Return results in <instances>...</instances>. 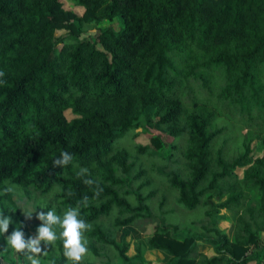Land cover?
I'll return each mask as SVG.
<instances>
[{"label": "trees", "instance_id": "1", "mask_svg": "<svg viewBox=\"0 0 264 264\" xmlns=\"http://www.w3.org/2000/svg\"><path fill=\"white\" fill-rule=\"evenodd\" d=\"M66 1L83 14L64 0H0V192L16 186L0 194L9 229L27 239L41 226L27 224L18 200L55 195L46 211L62 216L88 197L83 264H146V250L164 253L165 264H264V155L253 147L260 138L264 153V0ZM115 20L119 30L84 38ZM222 117L252 135L237 140ZM152 123L174 140L169 156L161 135L134 154L122 146ZM63 151L73 164L54 167ZM158 161L167 164L156 181L134 189ZM81 167L88 173L78 177ZM238 168H247L242 179ZM159 187L201 219L183 225L162 202L153 214ZM46 250L41 264H68L61 240Z\"/></svg>", "mask_w": 264, "mask_h": 264}, {"label": "rangeland", "instance_id": "2", "mask_svg": "<svg viewBox=\"0 0 264 264\" xmlns=\"http://www.w3.org/2000/svg\"><path fill=\"white\" fill-rule=\"evenodd\" d=\"M65 3V8L71 11H75L78 15H82L83 14V10H81L80 8H76L74 6V4L70 1H66L64 0ZM107 26H112L114 29L119 30L120 27V22L118 20H115L113 23H105L101 26H99L98 28L94 27V25H91L90 29H89V33L87 35H84V38L90 36V35H94L99 29H103L106 28ZM66 32H60L58 33V35H65ZM215 87V86H214ZM259 106H255L254 109H252V114L255 116L256 113L258 112ZM237 114L235 115V119H242L241 116V111L239 109L236 110ZM236 112H233L236 113ZM66 116L68 117L69 120H72L75 118V116L71 113V111H67ZM247 117H249L247 115ZM236 123V122H235ZM233 121L229 120L226 117H222L219 119L218 124L220 127H228L231 131V134L233 135V137L237 138V140H242V138L244 136H248L250 132H248V129L245 128L243 125L238 126L237 124H235ZM253 130V129H252ZM135 135L139 134V136L133 137L132 135L130 137H128L125 140H122V146L127 147L132 149L133 154L135 153V146L137 145H142V146H146L149 144L150 142V138L152 136H156V135H161L163 137V140L165 142V146L163 148V154L164 156H169L170 152V148L169 145H171L174 140L167 136L162 130L158 129L155 124H147L144 128H140L137 131H135ZM254 133V132H253ZM250 135H252L250 133ZM259 139L254 140L253 142V147L256 150V157H261L264 155V153L260 150L257 149L259 146ZM223 144V140L219 141L215 146H214V150L213 152L215 153L216 149H219ZM169 152V153H168ZM177 158L180 156L179 154H176ZM183 162V166H184ZM163 164H167L162 161H158L157 164L152 165L149 164L147 165L145 168L146 174L143 175L139 180L135 181L133 184V188L137 189L138 185L140 186L141 184H143L144 182H149V181H156L157 177L159 176L158 173L156 172V168L157 166L163 165ZM214 170L216 169V165L214 164L213 166ZM247 168H238L236 170V174L239 176V178H243L244 177V172ZM140 169L137 166L132 175L135 176L139 173ZM152 186V185H151ZM157 186L154 187H146L144 188V193L145 195L148 194L150 191H154L157 190ZM167 195L169 197V200L167 202L163 201V197ZM147 196V195H146ZM19 202V206H20V211L21 214L24 216V218L26 219L27 224L31 227V228H35L37 226H39L42 222L39 221L37 219V215L39 212L43 211V212H47L46 211V207L48 205H55L57 203V199L55 197V195H51L49 197H41V198H33V199H27V198H23L22 200H18ZM164 204V209L167 211H171V210H178L177 204L175 202V198L173 196L170 195V193L167 191V189L165 187H159V192L157 191L155 200L152 201V212L153 214H158V206L161 204ZM28 207H31L32 209H36L35 212L32 213L31 218H28L25 216L23 209L25 208L27 209ZM177 212H179V216L178 218L180 220H183L182 223L183 225L188 221V220H196V219H201V215L193 212V213H182L181 210L179 209ZM232 220L229 221H222L221 222V226L222 228H228L231 229V227L233 226L232 224ZM186 225V224H185ZM187 226V225H186ZM29 227V229H31ZM184 227V226H183ZM13 232L12 229H9L7 233H5V235L3 237L0 236V264H15L14 262H11V260L16 261V264H21V257L17 256L13 250H11L10 248H7V242H6V237L8 235H11V233ZM32 232V231H30ZM32 235L35 233H31ZM232 235V232H231ZM35 236V235H34ZM145 238V235L142 234V237H140V239L134 241L135 244L137 242L143 241ZM264 238V237H263ZM199 251L201 253L204 254H208V255H213L214 254V250L212 249V247L209 246H200ZM167 256L159 251H150V250H146L145 252V263L146 264H165V260H166Z\"/></svg>", "mask_w": 264, "mask_h": 264}, {"label": "clouds", "instance_id": "3", "mask_svg": "<svg viewBox=\"0 0 264 264\" xmlns=\"http://www.w3.org/2000/svg\"><path fill=\"white\" fill-rule=\"evenodd\" d=\"M6 73L0 70V85H4L7 81L4 79ZM73 156L67 151H63L59 158L53 161L54 167H67L73 164ZM76 167H79L76 165ZM88 173L87 168H79L78 177L85 176ZM85 184L92 185L91 179H85ZM16 190V186L6 182V186L0 194H12ZM99 193H97L98 195ZM71 195V193H69ZM88 197H83L77 202L75 207H68L63 215H57L54 210H48L46 213L41 211L37 215V219L41 221V226L36 230L34 237L25 239V234L19 228L14 230L11 235L6 237L7 248L21 257V264H41V257L47 255V247L54 246L59 239L63 242V256L68 264H83L86 256L89 255L88 240L85 233L91 229V224L81 218V207H87ZM26 217L31 218L32 213L36 209L28 207L22 208ZM12 223L11 218L0 212V235L8 232ZM61 231L57 233L56 228Z\"/></svg>", "mask_w": 264, "mask_h": 264}]
</instances>
